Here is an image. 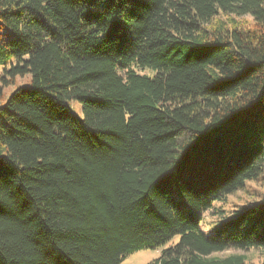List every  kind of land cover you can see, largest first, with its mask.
<instances>
[{
    "label": "trees",
    "instance_id": "16d2710c",
    "mask_svg": "<svg viewBox=\"0 0 264 264\" xmlns=\"http://www.w3.org/2000/svg\"><path fill=\"white\" fill-rule=\"evenodd\" d=\"M0 66V264H264V191L200 226L264 185V0H0Z\"/></svg>",
    "mask_w": 264,
    "mask_h": 264
},
{
    "label": "rangeland",
    "instance_id": "374dc122",
    "mask_svg": "<svg viewBox=\"0 0 264 264\" xmlns=\"http://www.w3.org/2000/svg\"><path fill=\"white\" fill-rule=\"evenodd\" d=\"M237 19H239L242 23L248 26H251L253 24L252 17H250L249 15L238 17ZM135 69L139 73H144V74H153L152 72H154V70H152L149 67L148 68L135 67ZM4 78H5L4 69L0 66V102L5 101L8 94L17 85L29 81V75L16 77L12 81H10L8 78L6 79ZM70 103L73 112L76 115L80 116L81 115L80 104L74 100H72ZM263 191H264V185L262 184L261 181L250 180V181H246L240 189L236 190L235 192L229 195H226L224 199L214 200L212 208L203 212L202 222L200 224L201 228L204 231L211 229L214 225H217L218 220L221 218L222 215L223 216L230 215L233 209L237 208L239 205H242L254 198H257ZM216 210H220V211L216 212ZM178 237H179L178 235H175L166 244L160 247L142 248L135 250L127 254L124 258H122L119 264H147L157 259L161 254V250L164 247L175 243L178 240ZM234 253L243 254L245 258V262L247 264H261L263 258L262 250L255 248H250L247 250L225 249L213 253L212 255L225 256Z\"/></svg>",
    "mask_w": 264,
    "mask_h": 264
}]
</instances>
